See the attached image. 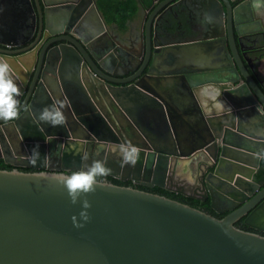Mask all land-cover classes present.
<instances>
[{
    "label": "water",
    "instance_id": "95a60500",
    "mask_svg": "<svg viewBox=\"0 0 264 264\" xmlns=\"http://www.w3.org/2000/svg\"><path fill=\"white\" fill-rule=\"evenodd\" d=\"M19 1L40 26L48 1ZM87 1L88 11L82 0L49 2L60 20L71 4L82 9L50 50L34 42L11 48L0 39V58L19 77L18 86L37 62L19 118L0 120V157L29 168L0 167V264H264V234L234 224L240 217L264 231V91L237 49L245 29L264 28L251 0H161L146 20V52L131 65L121 60L133 71L128 76L112 70L109 52L98 49L102 36L90 18L96 8ZM163 4L196 6L214 22L201 18L195 35L161 42L174 29L150 32L148 25ZM209 86L220 88L223 112L202 103L200 91ZM57 100L68 102L67 123L52 127L38 116ZM125 141L141 150L134 168H122L112 151ZM36 144L40 159L32 164L26 157ZM101 158L113 178L206 198L223 215L106 179L87 196L90 220L76 228L71 217L79 221L82 205L71 204L52 177Z\"/></svg>",
    "mask_w": 264,
    "mask_h": 264
},
{
    "label": "flooded vegetation",
    "instance_id": "af4514ba",
    "mask_svg": "<svg viewBox=\"0 0 264 264\" xmlns=\"http://www.w3.org/2000/svg\"><path fill=\"white\" fill-rule=\"evenodd\" d=\"M5 1L8 2V7L10 8L14 4H20V6H18L20 9L19 19H15V21L13 20L11 21V19L7 18L6 16L5 18L6 20H4L3 18L4 15L3 14L0 15V39L9 40V42L13 44L10 45L11 48H17L20 46L29 45L31 42H34L33 44L38 43V47H37L38 49H40L42 46H44V50L52 49L53 46H55L60 40H62L57 38L58 37L63 38L67 36L69 33L68 30L75 26V23L77 22L76 15L80 16V13L78 14V12H80L82 9L83 11L85 10L88 11V9L90 8V5L89 3H87L88 2L87 0H82V3L86 2L85 5H87L88 7H84L85 5H82V9L80 10L77 6L71 4V6H69L66 9V16H64L60 20V19H56L55 17L56 9L53 5L49 3L51 0H47L48 3L46 6L41 5L42 10L44 7H46V9H44L46 19L43 20L39 26L38 15L35 17V23H34V20H32L30 12L25 5V2L19 0H5ZM12 1L14 2V4ZM160 1L161 0H151L149 6H140V8L137 9L136 13L126 21L124 28H119L114 22H106L96 5L95 0L90 1L93 2L96 8V15H93L92 12L90 15L93 24L92 29L95 32L100 33L102 36L101 42L97 46L98 49L101 51L103 48L105 49V52L100 51L102 54H106L107 52H109L108 58L109 60H113V64H111L112 70L115 71L124 70L126 76L133 73V71L132 72L128 71L127 64L122 65L121 60H126V63H129L131 65L137 58V55L141 56L144 54V52H146L143 44L144 36H145V27L147 22L146 20L148 18L150 11ZM240 1L241 0H231V3L232 5H237ZM160 6L161 7L158 8L155 11V13L151 16V20L148 25L149 26L148 30L151 32L154 26H157L156 27L157 29L162 28V30L163 27L168 29V26L174 29L169 35L162 34L161 36H159V40L161 42L171 41L174 39L178 40L184 37L195 35V31H196L195 28L199 27V23L201 22V18H202L200 9H198V7L191 5V7L185 8V6H181L177 4V6H172V8L169 9L165 4ZM102 25H103V30H102ZM58 28L61 29L58 31L57 30ZM245 30L246 31L243 32L242 40H241L243 43L241 44L242 48L241 49L237 48V49L241 57L242 55H244L246 59H249L248 62L249 64L246 63V60H243V63H245V66L247 67L248 71L255 76V78L259 82V85L264 91V85H262V81L260 80L261 74L258 72L259 71L258 68L256 69V62H255V59L256 61H258L259 58L262 56V54H264V47L259 45L261 44L260 42L264 41V28L255 27L254 29H245ZM246 40L248 41L246 42ZM155 45L154 46L151 45L150 50H153L152 48L155 47ZM0 46L3 45L0 43ZM249 46L251 47L247 48ZM121 52L128 54V56H126L125 54L123 55ZM128 58L130 62L127 61ZM117 63H119V65ZM36 64L37 62L34 61L31 67V71L29 72V75L27 76L25 83L23 84L19 82V86L20 85L22 86L21 95L17 97L20 103L22 102L23 95L28 87L32 73L36 68ZM257 72L259 73V75L257 74ZM1 160L3 161L2 158ZM7 163H9L12 167H17V168L24 167L21 165L12 164L11 162H7ZM204 166L205 164H201V167ZM26 169L29 168L26 167ZM105 179L114 180L117 183L131 185L137 188H143L155 192H159L161 191V189H164L155 185L144 186L139 182H134L129 178L118 180L116 178L108 176ZM179 195L182 196V198H189L198 201L196 207L202 210L211 212L216 216L223 215V213H216L212 211L211 208L208 206V202L206 198L199 200V199L187 197L182 194ZM234 224L241 228L257 231L259 233L264 234V231H258L250 226L245 225L240 217L234 221Z\"/></svg>",
    "mask_w": 264,
    "mask_h": 264
},
{
    "label": "clouds",
    "instance_id": "9594fccd",
    "mask_svg": "<svg viewBox=\"0 0 264 264\" xmlns=\"http://www.w3.org/2000/svg\"><path fill=\"white\" fill-rule=\"evenodd\" d=\"M251 8L257 15L264 16V0H251ZM214 17L211 13H204L202 23L212 24ZM19 79L14 75L9 62L0 58V120L8 122L14 121L20 116V102L17 99L21 95L20 88L15 82ZM202 103L205 106L209 102L213 103L221 112L225 110V103L218 100L221 95L220 88L209 86L200 91ZM66 100H57L50 107H45L39 112L38 119L44 124L52 127L64 126L67 123V117L63 109L67 106ZM227 110L231 112V108L227 106ZM103 148V145L98 146L97 154ZM112 151L118 157V163L123 168L129 166L134 168L140 160V148L133 145L131 141H125L118 145L112 146ZM29 162L36 164L40 159L39 144L34 145L30 150V155L26 157ZM87 159V158H85ZM112 169L107 166L106 159H93L90 164H86L83 169L72 171L69 175H57L52 179L57 185L66 190L69 202L75 205L80 202L82 207L79 212V221L77 216L71 217L73 226L76 228L84 227V224L90 220L87 209L91 207L87 199L89 194L95 193L97 187H105L107 185L106 178L112 174Z\"/></svg>",
    "mask_w": 264,
    "mask_h": 264
},
{
    "label": "trees",
    "instance_id": "16d2710c",
    "mask_svg": "<svg viewBox=\"0 0 264 264\" xmlns=\"http://www.w3.org/2000/svg\"><path fill=\"white\" fill-rule=\"evenodd\" d=\"M95 2L106 22H114L119 28H124L126 21L136 13L138 7L149 6L151 0H95ZM260 43L259 45L264 47V41ZM0 167L11 168L12 166L7 162H3L0 158ZM18 169L26 170V167H18ZM158 193L187 202L192 206H197L198 201L182 198L177 193H172L164 189H161Z\"/></svg>",
    "mask_w": 264,
    "mask_h": 264
},
{
    "label": "crops",
    "instance_id": "0c3cea01",
    "mask_svg": "<svg viewBox=\"0 0 264 264\" xmlns=\"http://www.w3.org/2000/svg\"><path fill=\"white\" fill-rule=\"evenodd\" d=\"M13 4H14V2H13ZM18 6H20V4H14L10 8V7H8V2L7 1L0 0V15L1 14L4 15V16L2 15L4 20H6L5 18L7 16V18L11 19V21L12 20L15 21V19H19V17H20V15H19L20 9H19ZM248 7H249V5H248ZM138 8H140V6ZM253 13H255L254 14L255 17H259L264 23V16L257 15V13L254 10H253ZM255 62H256V69L258 68V70H259L258 72L261 74L260 80L262 81V85H264V54H262V56L259 58L258 61H256V59H255ZM258 72H257V74L259 75ZM144 126L147 127V128L151 127L150 121L149 120H145Z\"/></svg>",
    "mask_w": 264,
    "mask_h": 264
}]
</instances>
